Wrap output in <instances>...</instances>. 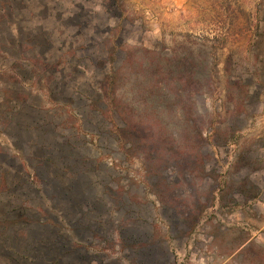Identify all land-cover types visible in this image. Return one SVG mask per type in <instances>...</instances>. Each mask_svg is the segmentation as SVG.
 <instances>
[{
  "label": "rangeland",
  "instance_id": "374dc122",
  "mask_svg": "<svg viewBox=\"0 0 264 264\" xmlns=\"http://www.w3.org/2000/svg\"><path fill=\"white\" fill-rule=\"evenodd\" d=\"M5 220L0 264H264V0H0Z\"/></svg>",
  "mask_w": 264,
  "mask_h": 264
},
{
  "label": "trees",
  "instance_id": "16d2710c",
  "mask_svg": "<svg viewBox=\"0 0 264 264\" xmlns=\"http://www.w3.org/2000/svg\"><path fill=\"white\" fill-rule=\"evenodd\" d=\"M4 187V186H3ZM21 220H23L24 222H26V223H29L28 221H27V219L25 218V217H22V219ZM10 221H7V220H5V221H0V227H3L4 229H8L9 227H10ZM90 233V231H89V228H86V229H84L83 230V234H89ZM99 235H101V237L102 238H104V235H102L100 232H99ZM98 236V235H97ZM49 241L48 240H46V239H42V240H39L38 242H37V249H39V250H43V249H46L47 251H49L50 253L51 252H54V251H52V246H51V244L50 243H48ZM127 247H130V245H127L126 246V248ZM74 251H82V252H84V251H87V248L85 247V246H81V245H79L77 248L76 247H74V246H72V248H70V251H69V253H72V252H74ZM55 254H52L51 253V256H50V259L52 260V259H55V262H53L52 264H61V260H62V258L60 259V254H58V252L56 253V256H54Z\"/></svg>",
  "mask_w": 264,
  "mask_h": 264
},
{
  "label": "crops",
  "instance_id": "0c3cea01",
  "mask_svg": "<svg viewBox=\"0 0 264 264\" xmlns=\"http://www.w3.org/2000/svg\"><path fill=\"white\" fill-rule=\"evenodd\" d=\"M130 247H139V242H131L130 244ZM79 252V251H78ZM82 254H83V256L85 257L84 259H83V262H82V264H90V257H91V255H90V253L88 252V251H84V252H82V251H80ZM77 253V251H74V252H72L71 254H72V256L73 255H75ZM125 253H127V252H125ZM88 258V259H87ZM89 260V261H88ZM133 263L134 264H138V262H137V260L136 261H133Z\"/></svg>",
  "mask_w": 264,
  "mask_h": 264
}]
</instances>
